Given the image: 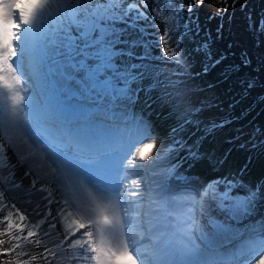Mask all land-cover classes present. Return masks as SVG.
Segmentation results:
<instances>
[{"label":"snow or ice","instance_id":"6c2138e0","mask_svg":"<svg viewBox=\"0 0 264 264\" xmlns=\"http://www.w3.org/2000/svg\"><path fill=\"white\" fill-rule=\"evenodd\" d=\"M203 3L190 0L189 20ZM157 17L164 31L151 45L144 24ZM183 18L182 0H0V184L36 196L22 209L0 188V234L42 247L46 264H264V186L215 180L180 197L156 191L161 159L186 149L196 157L182 135L192 121L153 158L152 126L131 110L146 82L163 86L157 61L187 64Z\"/></svg>","mask_w":264,"mask_h":264},{"label":"rangeland","instance_id":"374dc122","mask_svg":"<svg viewBox=\"0 0 264 264\" xmlns=\"http://www.w3.org/2000/svg\"><path fill=\"white\" fill-rule=\"evenodd\" d=\"M151 2L152 0H149L150 4ZM189 2L190 0H182L184 18L183 24H180L181 33L185 31L184 24H187L189 29L188 34L181 39L187 64L182 66L183 71H181L175 64H163L157 61L159 70L163 73L160 77L163 86L152 88L151 84L147 83L146 87L150 91L142 92L131 110L134 117L142 118L152 126L157 140L156 147L149 150L153 158L159 151L160 142L164 141L166 145L170 143L173 128L183 123L185 118L192 123L184 125L186 130L183 133L184 139L185 136L192 135L195 142L199 141L202 137L195 136V132L230 140L234 144L247 143L252 139V133L224 135L228 127L226 122L236 119L235 125L240 126L238 111L229 103H225V99L229 101L230 98L223 94L224 88L220 89L215 82L222 77L224 65H228L235 58L241 60L247 67L253 64L254 73H259L258 79L264 81V0H204L202 5L194 6L190 20L188 19ZM152 23L159 26L158 30L150 27ZM173 23L174 21L169 17L168 24L171 26ZM143 30L151 33L148 44L155 45L158 32L162 34L164 31V24L159 17L154 21L150 18L144 24ZM160 47L162 48L163 45ZM215 49L217 50L214 53ZM247 52L252 54V61ZM161 54L159 48L152 49L153 57H159ZM221 54L224 55L219 60ZM21 79L23 80V77ZM152 91L154 96L150 94ZM143 94H146L144 99ZM4 130L5 117L0 106V134H3ZM7 135L14 136L11 129L8 130ZM256 139L257 134L254 135L253 140ZM188 146H193L192 141ZM197 147L199 150L202 149L201 146ZM168 159L169 157L161 159L157 165L160 174L155 177L158 182L156 191L161 195L180 197L187 193L194 194L211 181L224 180L216 175L217 170L212 166L214 155L207 151L200 154L196 152V157L192 158L185 150L177 160L168 161ZM172 165H176V169L175 174L170 177L168 170ZM238 185L250 189L244 182ZM8 187L6 183L0 184V188L6 191L8 200H14L22 209L29 208L26 203L29 198L34 201L36 199V196H29L22 189L7 191ZM196 198L199 199L198 196ZM186 207L188 205L179 209L181 215ZM213 210L216 209L211 206L208 210L210 215ZM257 213L264 216V202H260ZM3 215L4 213L0 212V219ZM196 218L199 224L207 227L206 217L199 216L197 212ZM14 220L19 223L18 218L14 217ZM173 223L175 224V221ZM188 226L193 228L194 235H198L195 233L194 225L189 223ZM3 231L4 225L0 224V233ZM196 242L199 243V240L197 239ZM16 243L21 247L8 251L6 255L3 254L5 250L13 249ZM43 251L42 247H37L33 243L12 240L11 234H0V264H25L26 261H30L31 256H36L37 259L31 260L30 264H46L40 256ZM58 251L64 256L62 249ZM141 251L144 249L141 248ZM53 264L56 262L53 261ZM60 264H68L67 258L62 259Z\"/></svg>","mask_w":264,"mask_h":264},{"label":"trees","instance_id":"16d2710c","mask_svg":"<svg viewBox=\"0 0 264 264\" xmlns=\"http://www.w3.org/2000/svg\"><path fill=\"white\" fill-rule=\"evenodd\" d=\"M247 53L252 61V54ZM223 68L222 77L215 83L220 89L224 88L223 94L230 98L229 101L225 99V103L238 111L240 124V127L235 125L236 119L229 121L224 135L252 133V139L247 143L234 144L230 140L195 132V136L206 140L201 150L196 145L193 148L198 153L207 151L214 155L212 166L217 170L216 175L224 180L230 179L236 184L244 182L250 189H260L264 186V81L258 79L259 73H254L253 64L247 67L238 58ZM255 134L257 139L253 140Z\"/></svg>","mask_w":264,"mask_h":264},{"label":"bare ground","instance_id":"6f19581e","mask_svg":"<svg viewBox=\"0 0 264 264\" xmlns=\"http://www.w3.org/2000/svg\"><path fill=\"white\" fill-rule=\"evenodd\" d=\"M14 134V133H13Z\"/></svg>","mask_w":264,"mask_h":264}]
</instances>
